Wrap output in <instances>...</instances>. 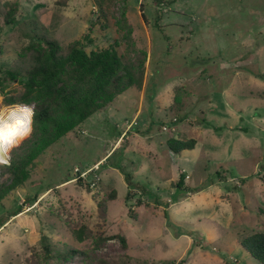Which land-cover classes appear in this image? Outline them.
<instances>
[{"label": "rangeland", "instance_id": "obj_1", "mask_svg": "<svg viewBox=\"0 0 264 264\" xmlns=\"http://www.w3.org/2000/svg\"><path fill=\"white\" fill-rule=\"evenodd\" d=\"M162 1L0 0L3 105L23 91L4 71L30 63L40 29L63 49L113 44L141 77L51 144L2 199L0 264L42 262L44 243L84 252L65 264H258L237 238L264 230V0ZM169 138L196 144L175 154ZM74 167L93 168L90 192ZM125 173L145 190L131 188L129 200ZM111 189L104 235H124L126 248L118 238L76 241L66 221L96 229L97 201Z\"/></svg>", "mask_w": 264, "mask_h": 264}, {"label": "trees", "instance_id": "obj_2", "mask_svg": "<svg viewBox=\"0 0 264 264\" xmlns=\"http://www.w3.org/2000/svg\"><path fill=\"white\" fill-rule=\"evenodd\" d=\"M138 15L146 23L147 18L141 6ZM12 22H14V14L10 13L9 17L4 19V23ZM34 37L35 45H30V63L28 62L26 67L16 65L4 71L9 79L17 81L23 87L19 95L7 98L6 104L33 103L36 106V115L35 130L31 138L25 140L13 151L11 167H4L7 176L0 182V207L3 206L2 199L29 178V170L34 165L35 159L51 144L74 130L89 116L102 110L129 87L141 84V77L136 74L135 65L132 62H124L113 44L87 52L80 40H75L63 49L56 39L42 29L37 31ZM257 76L263 78L264 74L259 73ZM195 144L194 138H169L166 141L167 148L175 154L192 150ZM116 167L121 169L120 166ZM217 176L220 179V172H217ZM124 178L128 184L126 199L129 200L132 197L129 191L131 188L145 191L140 184L132 181L130 174L125 173ZM183 180L184 174L181 172L175 186L181 187ZM240 182L243 184L244 179ZM76 183L85 185L87 192L91 191L88 183H83L80 179H76ZM115 198L116 189H111L97 201L96 229H92L81 219L75 222L66 221V227L76 241L93 239L96 245L108 238H118L121 247L126 248L124 235L117 233L107 237L103 231L107 218V202ZM141 201L138 199L139 203ZM18 212L17 208L14 212H9V215L14 216ZM128 214L132 218L136 216L130 208ZM163 216L167 217V214L163 213ZM5 221V218L0 219V227L5 224ZM237 241L258 264H264V230L239 236ZM41 252L42 262L34 261V264H65L75 254H84L83 251L72 248L54 254L48 243L43 244ZM183 262L180 260L174 264ZM94 264L120 263L100 260ZM121 264L129 263L123 261Z\"/></svg>", "mask_w": 264, "mask_h": 264}, {"label": "clouds", "instance_id": "obj_3", "mask_svg": "<svg viewBox=\"0 0 264 264\" xmlns=\"http://www.w3.org/2000/svg\"><path fill=\"white\" fill-rule=\"evenodd\" d=\"M0 95V167H11L12 153L31 138L35 128L36 106L29 104L3 105Z\"/></svg>", "mask_w": 264, "mask_h": 264}, {"label": "built area", "instance_id": "obj_4", "mask_svg": "<svg viewBox=\"0 0 264 264\" xmlns=\"http://www.w3.org/2000/svg\"><path fill=\"white\" fill-rule=\"evenodd\" d=\"M93 168H88V169H80L78 167H74L73 168V174H74V180L76 179H80L83 182H87L90 187H94L95 186V176L93 174H90L92 172ZM89 176H91L89 178ZM89 178V179H88Z\"/></svg>", "mask_w": 264, "mask_h": 264}, {"label": "crops", "instance_id": "obj_5", "mask_svg": "<svg viewBox=\"0 0 264 264\" xmlns=\"http://www.w3.org/2000/svg\"><path fill=\"white\" fill-rule=\"evenodd\" d=\"M119 133V132H118Z\"/></svg>", "mask_w": 264, "mask_h": 264}]
</instances>
